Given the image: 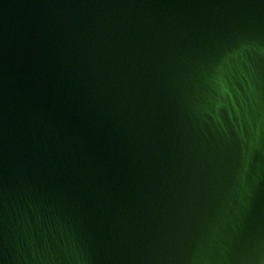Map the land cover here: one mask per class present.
Instances as JSON below:
<instances>
[{
    "label": "water",
    "instance_id": "obj_1",
    "mask_svg": "<svg viewBox=\"0 0 264 264\" xmlns=\"http://www.w3.org/2000/svg\"><path fill=\"white\" fill-rule=\"evenodd\" d=\"M0 264H264V0H0Z\"/></svg>",
    "mask_w": 264,
    "mask_h": 264
}]
</instances>
